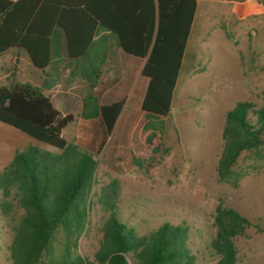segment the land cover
<instances>
[{"label": "trees", "instance_id": "16d2710c", "mask_svg": "<svg viewBox=\"0 0 264 264\" xmlns=\"http://www.w3.org/2000/svg\"><path fill=\"white\" fill-rule=\"evenodd\" d=\"M264 3V0H258ZM197 9V0H0V55L17 49L45 73L42 88L16 82L0 86V123L54 149L28 146L17 151L0 172V215L12 231V264H89L79 253V240L89 224L97 160L63 137L76 121L57 110L50 91L57 83L65 57L76 63L72 76L88 84L80 117L97 120L100 154L110 138L126 99L100 105L95 89L112 47L145 59L140 71L147 80L141 102L146 141L164 132ZM111 86V85H110ZM109 86V87H110ZM257 116L258 127L249 115ZM264 110L238 102L226 113L223 149L217 176L237 188L239 156L264 144ZM159 146L160 143L155 144ZM132 163L151 174L155 159L132 156ZM117 182L103 189V201L114 207ZM252 224L231 208L218 206L216 234L210 242L216 264H236L235 237ZM264 233V226H255ZM187 230L165 223L148 236L135 232L110 213L95 259L100 264H192L186 246Z\"/></svg>", "mask_w": 264, "mask_h": 264}, {"label": "rangeland", "instance_id": "374dc122", "mask_svg": "<svg viewBox=\"0 0 264 264\" xmlns=\"http://www.w3.org/2000/svg\"><path fill=\"white\" fill-rule=\"evenodd\" d=\"M201 9L171 111L162 118L164 132L152 139L153 145L147 144L150 133L143 131L140 106L128 103L125 97L110 138L100 154L95 152L102 135L98 121L80 117L88 84L72 76L76 63L65 57L64 48L57 83L50 91L43 90L63 115L76 117L63 130V137L92 153L98 162L89 224L79 240V253L89 264H100L95 253L111 212L137 236H148L165 223L184 227L192 264H216L218 256L210 242L216 234L214 216L218 206L234 209L252 224L233 240L236 264H264V233L255 227L264 226V144L239 156L235 170L241 179L237 188L220 181L216 172L226 113L238 102H250L255 109L264 110V17L241 19L218 5ZM121 55L132 57L115 46L109 51L95 89L99 102L120 86L119 81L128 76L129 70L135 69ZM44 78L45 73L35 69L24 52L12 49L0 55V86L12 87L21 82L43 89ZM134 81L133 88L146 80L138 71ZM249 117L258 127L257 116ZM28 146L54 151L0 123V172L17 151ZM132 156L145 160L144 168L153 157L151 174L137 168ZM113 182H117V188L114 207L110 208L103 201V189ZM11 240L12 231L0 215V264H12ZM129 263L133 264L130 259Z\"/></svg>", "mask_w": 264, "mask_h": 264}, {"label": "crops", "instance_id": "0c3cea01", "mask_svg": "<svg viewBox=\"0 0 264 264\" xmlns=\"http://www.w3.org/2000/svg\"><path fill=\"white\" fill-rule=\"evenodd\" d=\"M212 5H218L224 8L227 13L236 15L237 17L241 19H247V18H253V17H258V18L264 17V3L259 2L258 0H197V9H196V14H195V19L193 22L191 34H190V37L187 43L185 53L187 51L190 38L193 32L194 24H195L200 8L202 7L201 10H203L204 8H208L209 6H212ZM63 48H64V40H62V51H63ZM122 53L124 52L122 51ZM132 57L127 58V56L123 57L121 55V58H124L129 63H132L135 66V69L129 70L128 76L125 77V79L123 78L121 79V81H119L120 86H117L118 88L114 92H111L110 94H107L105 96L103 95V97H101L100 105H109L111 103L120 101L126 97V98H129L128 103L131 102L133 105L141 107V102H142V99H143V96L146 90V86H147V80L145 79L146 81L144 83L141 82L140 84L135 86V88H133V84L135 82L134 80L137 77L138 71H141L144 65L145 59H140V61H138L134 59L136 57L134 58Z\"/></svg>", "mask_w": 264, "mask_h": 264}, {"label": "built area", "instance_id": "2783aa9c", "mask_svg": "<svg viewBox=\"0 0 264 264\" xmlns=\"http://www.w3.org/2000/svg\"><path fill=\"white\" fill-rule=\"evenodd\" d=\"M12 1H15V0H12Z\"/></svg>", "mask_w": 264, "mask_h": 264}]
</instances>
